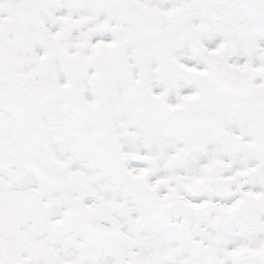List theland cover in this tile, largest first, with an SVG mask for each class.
Returning a JSON list of instances; mask_svg holds the SVG:
<instances>
[{
    "label": "snow or ice",
    "instance_id": "snow-or-ice-1",
    "mask_svg": "<svg viewBox=\"0 0 264 264\" xmlns=\"http://www.w3.org/2000/svg\"><path fill=\"white\" fill-rule=\"evenodd\" d=\"M0 264H264V0H0Z\"/></svg>",
    "mask_w": 264,
    "mask_h": 264
}]
</instances>
